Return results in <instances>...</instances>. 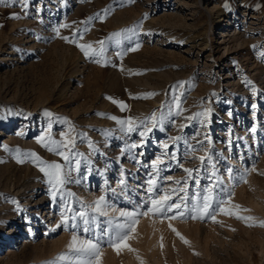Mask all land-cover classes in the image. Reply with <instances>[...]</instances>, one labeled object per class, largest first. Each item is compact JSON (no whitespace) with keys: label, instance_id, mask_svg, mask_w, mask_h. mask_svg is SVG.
Instances as JSON below:
<instances>
[{"label":"rangeland","instance_id":"obj_1","mask_svg":"<svg viewBox=\"0 0 264 264\" xmlns=\"http://www.w3.org/2000/svg\"><path fill=\"white\" fill-rule=\"evenodd\" d=\"M22 2L0 3V264H78L73 236L99 264H264V0Z\"/></svg>","mask_w":264,"mask_h":264},{"label":"snow or ice","instance_id":"obj_2","mask_svg":"<svg viewBox=\"0 0 264 264\" xmlns=\"http://www.w3.org/2000/svg\"><path fill=\"white\" fill-rule=\"evenodd\" d=\"M12 2H13V4H18V3H21V0H12ZM27 2H28V0H23L22 6H26ZM0 3H6V0H0ZM104 14L105 15L108 14L107 10H105ZM99 15L100 14L98 13L97 16H99ZM10 18L19 19L20 15L17 14V13H12ZM89 19H92V18H89ZM65 26H67V25H65ZM0 27H2V25H0ZM114 35L119 36L120 33H116ZM62 38L65 39V40H68L67 37H62ZM69 42L70 43H74L75 41L69 40ZM99 43L101 45H103L104 41H100ZM77 46L84 52L86 57L90 55V50H93L91 44H87V45L78 44ZM138 47H139V45H137L136 48H133L132 50L135 51V50H137ZM102 51H103V48H101V52ZM95 62L99 63V61H95ZM248 83H250V81ZM149 95H151V94H149ZM145 98H147V97H145ZM108 99H112L114 103H118L119 106L122 109L126 107V105H124L122 102L116 101V100H114L111 97H108ZM99 115H104V114H99ZM199 115H207V113H202V114H199ZM152 118L155 119V116H153ZM111 119L115 120L116 117H111ZM119 123H121V124H124V123L131 124V121H128V122L119 121ZM132 130L133 129L131 127L128 128V131H132ZM140 135L143 136L144 133L141 132ZM60 147H64V145H60ZM133 147H135V145H133ZM49 151H55V149L49 148ZM57 154L60 155V156H63L65 160L68 159V156H66L63 151H59V152H57ZM32 156H35V154L33 153ZM200 159L203 160L204 157H200ZM35 160L39 161L40 164H45V162L42 161L40 159V157H38V156H35ZM0 162H3V161H0ZM19 162L23 163V161H19ZM78 163L79 162L77 161V165H78ZM61 170H62V165L59 164V163H49V164H46L45 167H41L40 168V171L44 172L45 175L48 176V178H49L48 182L50 184H52V187L54 189L53 193H52L53 198H55V196H56V190H58V188L60 186H62L64 184V182H65V179H64V177L62 175V171ZM185 171H187L189 173V175H191L193 170L192 169H185ZM207 191H209V193H210L211 190L209 189ZM212 199H213V197L210 194L209 195H205L203 197L204 203L202 205H196L193 208V211L195 213H197V215L192 216V218L193 219H196V218H201L202 219L205 215H208L209 214V209L212 208ZM102 201H103V197H101V199L96 202L97 210H99V205H100V203ZM219 203H223V201H220ZM152 205H153V207L149 208L148 211H151L154 214L155 213L164 214L165 210L167 212H172L174 208L179 209V205H176V204L168 205L167 208L165 209L163 200H153L152 201ZM216 210L225 211L223 208H217ZM245 211H247V209H245ZM144 214H146V213H144ZM178 214L180 216H183L184 213L182 211H179ZM121 215L122 216H128L130 218L131 222L126 224V225H120V227L122 229H126V231L118 232L114 239L110 237L109 240H108V243L110 244V246L115 248L118 252L120 251V245H123L124 247H128L127 244L124 243V241H126L128 239L130 233L135 230L136 223H138V221L136 220L135 215H133L132 213H123L122 212ZM175 218H176L175 215H173L171 217V219H175ZM213 218H214V216H213ZM237 218L245 219V220L252 219L251 217H240V216H238ZM84 223L87 224L88 221L84 220ZM249 226H252V225H249ZM73 227H75V225H73ZM85 231H87V228L85 229ZM173 231H175V229H173ZM177 235H179V233H177ZM181 239H184V237L181 236ZM77 243H78L77 237L73 236L71 244L69 245V248L70 249H74L75 252L80 253L83 256L87 257V259L79 260L78 264H92L93 259H95L97 264H99V260H100V257L102 255L99 243H93L92 240H87V241L80 242V246L79 247H77ZM185 243H188V241L185 240ZM129 250H132V249H129ZM58 259L59 260H65L66 256L61 255L60 257H58Z\"/></svg>","mask_w":264,"mask_h":264},{"label":"bare ground","instance_id":"obj_3","mask_svg":"<svg viewBox=\"0 0 264 264\" xmlns=\"http://www.w3.org/2000/svg\"><path fill=\"white\" fill-rule=\"evenodd\" d=\"M27 6H29V3H27L26 7H27ZM26 7H25V8H26ZM38 10L41 11V8H39ZM225 51H226V50H225ZM226 77H228V75H227ZM144 221H146V220H144ZM144 221H143V222H144ZM143 222L141 223V226H143V227L146 226V227H147L148 225H145V223H143ZM164 223H165V222H164ZM173 224H174V225H178L177 222H173ZM162 226H163V223L160 225V227H162ZM147 228H148V227H147ZM156 234H158V235H159V234H162V230L159 229V230L157 231ZM262 252L264 253V247H262Z\"/></svg>","mask_w":264,"mask_h":264}]
</instances>
